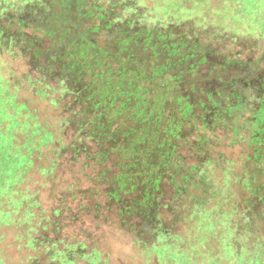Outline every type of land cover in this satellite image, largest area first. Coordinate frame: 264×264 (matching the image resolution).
I'll use <instances>...</instances> for the list:
<instances>
[{
    "label": "rangeland",
    "instance_id": "obj_1",
    "mask_svg": "<svg viewBox=\"0 0 264 264\" xmlns=\"http://www.w3.org/2000/svg\"><path fill=\"white\" fill-rule=\"evenodd\" d=\"M96 1L101 9L121 11L122 18H132L130 26L157 29L179 45L195 44L197 59L208 58L195 70V77H207L215 68L211 76L216 79L215 85L195 83L198 92L203 89L202 97L208 103V96L214 92L213 100H225L222 108H226L233 90H223V81L236 78L244 83L264 76V0ZM28 5L26 0H0L1 26L9 25L10 34L18 36L14 44L5 43L4 36L0 42V82L11 89L0 95V113L7 115L0 118L4 117L6 126L14 132L18 123H35L33 110L38 122L55 134L57 144L41 148L33 169L19 181L22 173L0 170V264H50L51 244L38 242L34 246L43 236L74 243L86 241L89 251L102 252V264H264V161L260 154L257 161L254 159L255 146H250L252 123L243 125L259 107L257 97L262 96V90L257 82L245 91L234 88L247 98V103L235 110L231 119H212L204 126L206 122L198 112L192 124L190 142L206 139L213 160L220 165L207 182L191 186L188 192L207 201L206 207L211 210L220 206L222 217H217L213 226L198 218H187L188 208L194 204L184 198L179 204L180 221L173 223L174 218L163 212V223L178 235L175 248L137 243L131 233L120 228L113 212L95 209L104 201L101 194H92L101 190L97 163L86 160L85 146L73 125L67 123L72 113L65 110V104L62 107L53 103L60 88L49 78L46 81L51 90L41 85L38 80L44 79L29 56L19 48L5 46L25 45L24 36H43L35 26L19 23L18 18L35 4ZM9 16L16 19L10 23L6 19ZM42 45H51L49 38L45 37ZM216 88L222 92L220 96ZM28 105L29 117L18 119V112ZM189 154L184 151V155ZM185 164L188 168L192 165L191 161ZM245 174L253 175L255 188L261 189L253 197L245 196L253 199L249 201L253 204L251 211L240 191L239 180ZM218 189L229 192L231 200L222 196L211 199Z\"/></svg>",
    "mask_w": 264,
    "mask_h": 264
},
{
    "label": "trees",
    "instance_id": "obj_2",
    "mask_svg": "<svg viewBox=\"0 0 264 264\" xmlns=\"http://www.w3.org/2000/svg\"><path fill=\"white\" fill-rule=\"evenodd\" d=\"M26 1L35 5L18 18L19 23L35 26L43 36H24L25 45L5 46L19 48L29 56L44 79L38 80L41 85L51 90L47 84L51 82L60 88L53 103L65 104V110L72 113L67 123L73 125L85 146L86 160L97 163L101 190L92 194H101L104 201L95 209L113 212L120 228L131 233L137 243L152 242L153 246L166 248L174 247L178 235L163 223V212L176 218L173 223L180 221L179 204L184 198L194 204L188 208L187 218H198L213 226L216 218L222 217V208H207V201L198 200L188 189L207 182L220 164L213 160L206 139L190 142L193 121L198 112L206 122L204 126L212 119H231L234 111L247 103V98L234 88L245 91L257 82L262 90V96L257 97L259 107L243 125L252 123L250 146H255L254 159L257 161L260 154L264 161V76L244 83L236 78L223 81V90L233 91L226 108H222L225 100L215 102L214 92L208 96V103L202 97L203 89H195L198 82L212 87L216 79L211 77L215 68L207 77H195V70L208 58L197 59L194 43V47L179 45L157 29L130 26L132 18H122L121 11L101 9L96 0ZM6 19L11 23L16 17ZM9 31V25L2 27L0 23V42L3 36L7 44L17 41L18 36ZM45 37L51 41L47 48L42 45ZM6 92H11L10 87L0 82V95ZM42 92L47 95L37 91ZM215 92L218 96L222 93L219 88ZM29 109V105L21 108L18 119L28 118ZM32 112L35 123H18L14 132L8 129L4 117L0 118V170L22 173L18 181L33 169L41 148L57 144L55 134L44 128ZM0 115L7 116L5 112ZM184 151L190 154L184 155ZM190 161L188 168L185 163ZM239 182L242 199L251 211L253 204L249 201L253 199L245 196L253 197L261 189L255 188L251 174H245ZM219 191L211 194V199L222 196L231 200L229 192ZM41 240L34 246L38 242L51 244L50 264L105 262L102 252L89 251L86 241L74 243L46 236Z\"/></svg>",
    "mask_w": 264,
    "mask_h": 264
}]
</instances>
